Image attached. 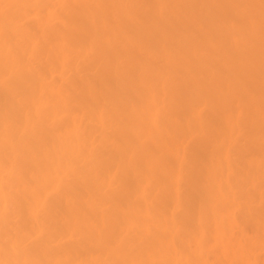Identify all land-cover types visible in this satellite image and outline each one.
Instances as JSON below:
<instances>
[{"label": "bare ground", "instance_id": "6f19581e", "mask_svg": "<svg viewBox=\"0 0 264 264\" xmlns=\"http://www.w3.org/2000/svg\"><path fill=\"white\" fill-rule=\"evenodd\" d=\"M0 264H264V0H0Z\"/></svg>", "mask_w": 264, "mask_h": 264}]
</instances>
